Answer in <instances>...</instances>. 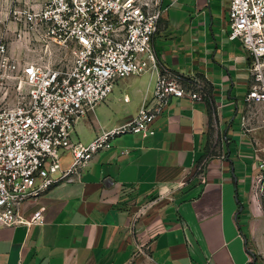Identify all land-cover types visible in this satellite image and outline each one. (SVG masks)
<instances>
[{
	"label": "crops",
	"instance_id": "crops-1",
	"mask_svg": "<svg viewBox=\"0 0 264 264\" xmlns=\"http://www.w3.org/2000/svg\"><path fill=\"white\" fill-rule=\"evenodd\" d=\"M230 2L162 0L160 66L205 76L209 94L172 97L153 134L114 137L78 180L26 201L23 213L41 208L43 222L1 226L0 264H264V103L246 100L250 56L229 37ZM156 77L119 78L75 136L89 142L131 120Z\"/></svg>",
	"mask_w": 264,
	"mask_h": 264
},
{
	"label": "built area",
	"instance_id": "built-area-1",
	"mask_svg": "<svg viewBox=\"0 0 264 264\" xmlns=\"http://www.w3.org/2000/svg\"><path fill=\"white\" fill-rule=\"evenodd\" d=\"M164 11L162 0H14L12 17L23 32L46 47H71L74 59L68 66L24 59L0 42V227L43 222L41 208L23 213L26 201L78 180L114 137L153 134L154 120L172 97L201 100L209 94L205 76L160 66L153 36ZM229 20V37L240 39L250 56L246 100L264 103V0H231ZM144 72H157L153 93L131 120L89 142L75 136L77 121L108 98L119 78ZM209 157L195 165L202 178ZM259 169L264 174V158ZM145 209L135 211L134 220Z\"/></svg>",
	"mask_w": 264,
	"mask_h": 264
},
{
	"label": "rangeland",
	"instance_id": "rangeland-1",
	"mask_svg": "<svg viewBox=\"0 0 264 264\" xmlns=\"http://www.w3.org/2000/svg\"><path fill=\"white\" fill-rule=\"evenodd\" d=\"M13 2L14 0H0V42L2 40L9 42L24 59L39 57L46 63L71 65L74 59L71 47L64 48L56 45L46 47V42L36 38L32 33L21 30V26L12 17ZM11 99L17 101L19 97L12 94Z\"/></svg>",
	"mask_w": 264,
	"mask_h": 264
}]
</instances>
